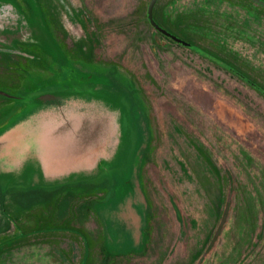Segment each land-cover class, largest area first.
<instances>
[{"label": "flooded vegetation", "instance_id": "flooded-vegetation-1", "mask_svg": "<svg viewBox=\"0 0 264 264\" xmlns=\"http://www.w3.org/2000/svg\"><path fill=\"white\" fill-rule=\"evenodd\" d=\"M127 33L135 35L129 45ZM47 37L116 66L134 81L149 112L154 148L141 183L151 200L145 209L154 207L157 222L149 236L154 245L141 243L136 254L105 255L109 239L89 224L95 196L72 190L65 209L62 199L47 209L39 201L59 187L85 194L95 185L111 188L108 175L123 168L138 119L100 84L59 85L53 75L70 68L51 72L40 64ZM120 43L130 59L105 57ZM73 62L71 70L86 67ZM129 64L136 70H123ZM144 90L155 97L162 122ZM225 105L256 126L245 142L208 113ZM4 109L0 264H8L1 253L15 249L43 264H170L165 260L173 252L189 261L209 247L216 213L224 210L225 226L204 264H264V0H0ZM163 129L165 151L158 146ZM200 176L206 191L198 190ZM228 190L233 202L225 208ZM159 225L164 228L155 233ZM64 232L72 239L60 240Z\"/></svg>", "mask_w": 264, "mask_h": 264}, {"label": "rangeland", "instance_id": "rangeland-1", "mask_svg": "<svg viewBox=\"0 0 264 264\" xmlns=\"http://www.w3.org/2000/svg\"><path fill=\"white\" fill-rule=\"evenodd\" d=\"M24 10H26V8H24ZM29 20L30 22H33L31 18ZM126 38L127 44L129 45L130 41H134L135 35L127 33ZM112 46L113 45H111L110 51L109 53H106L105 57L115 59L116 61H121L124 53H126V59H130L131 56L125 50L126 46H124L123 43H120L118 46H114L113 48ZM41 50L42 53L40 64L46 69L50 70L51 72H55L58 68V65L63 68L66 66L70 68V72L67 70L60 71L57 72L56 75H53L59 78V85L74 89L77 87V85H80V82H83L85 85L79 87L80 89H83L88 88L86 84H90L89 82H91V84H96V87H99L97 84H100L101 87H104L103 92L110 95L112 98L121 97L124 100L125 106L132 114H134L135 117H138V119L134 118V128L136 130L134 131V137L132 138L131 146L126 151L123 168L114 169L110 172V175H108L109 177H112L109 179V181L111 180V188L105 186L104 184L95 185L92 186L90 190H88L87 194H85V192H83L85 190L81 188L59 187L55 191L48 193L46 198L39 200L40 203H42L46 209L51 205L52 208H54L55 205L58 204L62 199L61 206L62 209H65L68 198L72 199V190H74L73 193L78 194L81 197L86 195L95 196V200H92L88 204L89 209L94 213L92 214L93 216L90 217L89 224L94 228H100L99 234L103 232L106 238L109 239V246L107 243V247L105 248L104 252L105 255L110 258V260L118 257H125L130 254H136L137 251L141 249V243H144V245L147 243L151 246L154 245L149 236L152 234L154 227L152 223L156 224L157 222V213L153 206L149 209L147 208V210L145 209V202L151 205V200L149 193L144 187V184L141 183L142 169L147 157L154 148L152 146L154 135L152 125L149 120V112H147L145 107L146 105L139 94H137L138 91L134 81H132L127 75L122 74L113 68L116 66L95 61V58H93L92 54L87 51L85 52L82 46H79V52H77L76 49H73L72 51L67 50L65 48V44H63L59 39H50L47 37L44 45L41 47ZM78 53L79 55H82V57L79 58V60L75 58V61L77 60L76 62H83L86 64L87 68L84 67L83 69H76L74 67V69L71 70L70 65L73 62L72 60L74 57H78ZM76 62H73V64ZM129 65L130 67L133 66L132 64ZM125 69H131L132 71L136 70L133 67H124L123 70ZM134 73L135 72H133V74ZM29 79L30 77L27 76L26 80ZM46 80L43 81L44 84L47 82ZM114 80H119L121 84H115ZM96 87L94 86L95 89ZM143 95L147 97L150 107L155 109V117H157V122H162L160 111L157 109L155 104V97L152 95V93L146 92L145 90ZM193 101L196 102L195 99ZM227 106H222V108L215 107V110H212V112L208 111V113L211 114L218 123L230 128V131L236 133L237 137L245 142V140L248 139L254 130L256 131V126L253 125L252 121L249 120L242 110L234 106ZM5 110L6 109L0 112V116L4 115ZM164 130L165 129L158 132V146L161 151H165L166 149V142L164 140L167 139L166 134L168 133L166 130ZM206 188V179L205 177L200 176L198 190L206 191ZM212 191H214V189H212ZM212 191L208 189L209 197H214L216 195V193ZM100 192L104 195L98 196L97 194ZM225 198L226 200L224 205L225 208H227L228 205H231L233 202V191L228 190ZM5 203H8V201L5 200ZM212 203L216 204V199L212 200ZM220 203L222 204L221 201ZM216 217L219 219V223L214 231L212 240L210 241L209 247L206 248L199 257L198 254H196L191 256L188 261V256H185V258L181 259L180 256H174L173 252L166 262H169L170 264H180L178 263L180 260L186 261L182 262L181 264H185L187 262L188 264H197L198 260L202 257L199 264H204L206 258H208L211 252L215 250L218 237L225 226V217H227L226 210L222 212L218 211L216 213ZM221 221L222 223L220 225ZM163 228L164 225H159L157 226V229H154V232L156 233L158 230L161 231ZM57 236L60 237V240L72 239V235L70 233L64 232L62 234H57ZM169 236H171V234ZM40 238H43V236H40ZM192 249L193 244H190L189 250L193 251ZM20 252V249H15L14 252L6 251L1 253V255L3 258H8L5 260L8 262V264L44 263V261H42V259L40 260L39 258L24 260L22 259L23 256H21ZM162 252L163 250L160 249L159 253L163 254ZM171 259L173 260L171 261ZM98 261V259L93 260L91 264H98ZM47 263L48 261L46 264ZM117 264L122 263L118 262ZM239 264H241V261Z\"/></svg>", "mask_w": 264, "mask_h": 264}, {"label": "water", "instance_id": "water-1", "mask_svg": "<svg viewBox=\"0 0 264 264\" xmlns=\"http://www.w3.org/2000/svg\"><path fill=\"white\" fill-rule=\"evenodd\" d=\"M221 223H222V221L220 222V225H221ZM215 236V235H214ZM172 254H170L167 258H166V260H165V263H166V261L168 260V258L171 256ZM202 258V257H201ZM201 258L198 260V262H197V264H199L200 262H201Z\"/></svg>", "mask_w": 264, "mask_h": 264}]
</instances>
